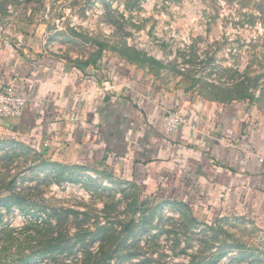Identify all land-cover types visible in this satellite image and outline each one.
<instances>
[{
    "label": "rangeland",
    "instance_id": "rangeland-1",
    "mask_svg": "<svg viewBox=\"0 0 264 264\" xmlns=\"http://www.w3.org/2000/svg\"><path fill=\"white\" fill-rule=\"evenodd\" d=\"M0 23L31 57L107 61L264 118V0H0ZM214 217L0 135V264H264L262 225Z\"/></svg>",
    "mask_w": 264,
    "mask_h": 264
},
{
    "label": "crops",
    "instance_id": "crops-1",
    "mask_svg": "<svg viewBox=\"0 0 264 264\" xmlns=\"http://www.w3.org/2000/svg\"><path fill=\"white\" fill-rule=\"evenodd\" d=\"M114 67L31 57L0 23V84L11 83L26 101L21 117L3 120L0 135L64 166L114 169L139 190L193 207L202 220L209 214L264 227V118L149 77L132 82L133 72ZM109 81L117 87L102 91ZM178 109L186 124L168 134L163 117Z\"/></svg>",
    "mask_w": 264,
    "mask_h": 264
},
{
    "label": "built area",
    "instance_id": "built-area-1",
    "mask_svg": "<svg viewBox=\"0 0 264 264\" xmlns=\"http://www.w3.org/2000/svg\"><path fill=\"white\" fill-rule=\"evenodd\" d=\"M111 89L112 87L109 85L101 87L104 92ZM25 107L26 101L14 94L11 83L0 84V125L7 117L14 119L21 117ZM185 124L186 119L179 109L165 112L162 127L166 133H173Z\"/></svg>",
    "mask_w": 264,
    "mask_h": 264
},
{
    "label": "trees",
    "instance_id": "trees-1",
    "mask_svg": "<svg viewBox=\"0 0 264 264\" xmlns=\"http://www.w3.org/2000/svg\"><path fill=\"white\" fill-rule=\"evenodd\" d=\"M88 62L95 63V61H92V60H91V61H88ZM86 64H87V63H86ZM86 64H82V65L86 66ZM206 225H207V226H211L212 223H206ZM39 255H41V254L36 253L35 256H39ZM32 256H34V254H30V255L26 256V263H27V264H29L30 262H32V261H30L31 258H32ZM41 258H42V256L37 257V259H41Z\"/></svg>",
    "mask_w": 264,
    "mask_h": 264
}]
</instances>
